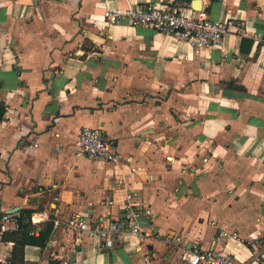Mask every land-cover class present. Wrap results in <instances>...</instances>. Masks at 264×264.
<instances>
[{"label": "crops", "instance_id": "0c3cea01", "mask_svg": "<svg viewBox=\"0 0 264 264\" xmlns=\"http://www.w3.org/2000/svg\"><path fill=\"white\" fill-rule=\"evenodd\" d=\"M199 1L0 0V264H187L191 248L238 264L264 247V0ZM146 3L236 25L194 51L103 19ZM83 128L111 137L120 161L78 157ZM126 207L142 213L140 238L107 248L68 227ZM221 228L241 242L217 241ZM48 230L43 247L19 245Z\"/></svg>", "mask_w": 264, "mask_h": 264}, {"label": "built area", "instance_id": "2783aa9c", "mask_svg": "<svg viewBox=\"0 0 264 264\" xmlns=\"http://www.w3.org/2000/svg\"><path fill=\"white\" fill-rule=\"evenodd\" d=\"M103 19L107 25H120L126 21L135 27H148L158 33L170 35L177 41L188 42L194 51L216 47L230 28L236 25L235 21L229 19L212 21L204 11L179 10L171 4L151 3L131 5L124 10L106 9ZM74 146L78 157L114 164L121 158L114 140L98 128H83ZM124 211V216L120 219L98 222L91 226L86 218L74 217L68 221V227L75 233L91 231L101 239L103 246L109 248L116 237L125 233L137 238L142 236L138 225L141 211L127 207ZM142 212L145 215L150 214L148 209ZM5 230V226L0 225V242ZM216 240L241 242V237L238 231L221 228ZM168 241L184 244L180 235L169 238ZM251 246L254 253L238 264H264V247L261 248L256 243ZM184 260L187 264H236L223 250L216 249L191 248L185 252Z\"/></svg>", "mask_w": 264, "mask_h": 264}, {"label": "trees", "instance_id": "16d2710c", "mask_svg": "<svg viewBox=\"0 0 264 264\" xmlns=\"http://www.w3.org/2000/svg\"><path fill=\"white\" fill-rule=\"evenodd\" d=\"M4 112H5V107H4V105L0 104V120L2 119ZM30 217H31V211H23L21 216L17 220L18 228L19 229L20 228L26 229L29 226V224H27V225L23 224L22 220L26 219V218L30 219ZM21 235H23V237H24V238H22L21 242L19 243V245L21 247H23L27 243L43 247L45 245L47 239H48L49 230L47 232L40 231V233L37 236H30L27 234V232H23ZM16 244H18V243H16ZM16 250H17V248H16Z\"/></svg>", "mask_w": 264, "mask_h": 264}, {"label": "water", "instance_id": "95a60500", "mask_svg": "<svg viewBox=\"0 0 264 264\" xmlns=\"http://www.w3.org/2000/svg\"><path fill=\"white\" fill-rule=\"evenodd\" d=\"M192 7L194 10H200L201 9V2L199 0H194Z\"/></svg>", "mask_w": 264, "mask_h": 264}]
</instances>
